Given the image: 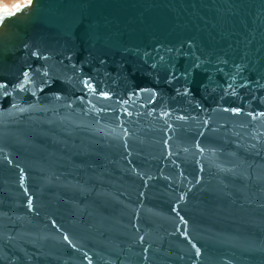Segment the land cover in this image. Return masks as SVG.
<instances>
[{
  "label": "water",
  "instance_id": "obj_1",
  "mask_svg": "<svg viewBox=\"0 0 264 264\" xmlns=\"http://www.w3.org/2000/svg\"><path fill=\"white\" fill-rule=\"evenodd\" d=\"M250 4L32 0L0 18V264H264Z\"/></svg>",
  "mask_w": 264,
  "mask_h": 264
},
{
  "label": "bare ground",
  "instance_id": "obj_2",
  "mask_svg": "<svg viewBox=\"0 0 264 264\" xmlns=\"http://www.w3.org/2000/svg\"><path fill=\"white\" fill-rule=\"evenodd\" d=\"M217 1H221V0H217ZM257 1H259V0H251V4L249 5V7H248V10L250 11V12H252V11H254V7H253V5L257 2ZM8 2H10L11 3V5H7V3ZM17 3H18V1H17ZM17 3H16V0H0V7L1 8H6L5 7V5H7V11H11L12 9H14L15 7H16V5H17ZM77 4H80V2H76ZM255 7H257L258 8V6L259 5H254ZM4 8L2 9V11L4 10ZM1 10V9H0ZM1 12V11H0ZM7 13V12H6ZM15 13V12H14ZM4 14V13H3ZM2 15V14H1ZM8 15V14H7ZM14 15V14H13ZM11 16V15H10ZM248 25V19L247 18H245L244 20H242L241 22H239L238 24H237V26H235V27H233L234 29H239V28H245L246 26ZM37 53L35 52V53H32V56L33 57H36L37 55H36ZM7 62H9V60L7 61Z\"/></svg>",
  "mask_w": 264,
  "mask_h": 264
},
{
  "label": "rangeland",
  "instance_id": "obj_3",
  "mask_svg": "<svg viewBox=\"0 0 264 264\" xmlns=\"http://www.w3.org/2000/svg\"><path fill=\"white\" fill-rule=\"evenodd\" d=\"M17 1H18V3H17ZM32 0H30V2H31ZM16 3H17V5H16V7L14 8V9H12L11 11H7V5H11V3L10 2H8L7 3V5H5V7L6 8H4V10L2 11V9L3 8H1L0 7V18H3V17H5V16H10V15H13L14 14V12H16L17 10H19V9H21V8H23L24 6H27L28 4H29V0H16ZM7 12V13H6ZM4 13V14H3ZM2 14V15H1ZM8 14V15H7Z\"/></svg>",
  "mask_w": 264,
  "mask_h": 264
},
{
  "label": "snow or ice",
  "instance_id": "obj_4",
  "mask_svg": "<svg viewBox=\"0 0 264 264\" xmlns=\"http://www.w3.org/2000/svg\"><path fill=\"white\" fill-rule=\"evenodd\" d=\"M29 2H30V0H29Z\"/></svg>",
  "mask_w": 264,
  "mask_h": 264
}]
</instances>
